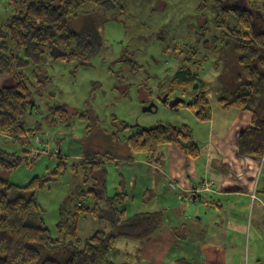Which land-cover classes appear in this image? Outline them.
<instances>
[{"label": "rangeland", "instance_id": "374dc122", "mask_svg": "<svg viewBox=\"0 0 264 264\" xmlns=\"http://www.w3.org/2000/svg\"><path fill=\"white\" fill-rule=\"evenodd\" d=\"M258 5L264 15V0H258ZM257 14L256 21L264 28V17ZM13 15L8 3L0 0V25ZM222 18L216 0H117L116 7L109 12L94 4H84L79 16L69 21L68 29L84 34V42L92 40L91 50H80L74 60L48 53L40 67L30 64L23 69L35 102L24 119L28 128L41 124L43 130L34 139L26 136L20 141L0 133V152L27 157L19 167L1 176L21 187L35 177L47 178L36 199L53 237L58 236L64 202H68L69 212L77 199L93 201L87 193L94 183L92 170L77 168L75 172V165L85 152L124 160L131 152L118 139L132 136L137 129L158 125L178 127L189 123L195 136L205 133L195 117L198 111L187 105L192 103L195 91L201 90L199 85L185 93L177 90L172 93L169 86L185 58L199 62L193 69L210 87L213 103L217 102L218 92L239 85L241 80L232 52L228 47L222 52L224 42L218 27ZM40 73L48 78L43 85L38 82ZM2 82L0 77V85ZM166 95L169 101L180 97L187 104H180L177 110L171 108L162 102ZM151 104L157 109L143 112ZM60 105L67 106V117L52 110ZM123 122L130 128L118 132ZM114 133L119 137L116 141L112 139ZM30 149L35 152L30 154ZM134 155L147 159L145 154ZM59 156L69 158L63 173L56 175L53 173ZM105 166L108 195L113 196L122 191L116 186L121 181V167L114 161ZM110 223L107 217L81 219L78 237L86 240L96 231H109ZM125 246L120 242L114 250L120 254L110 253L114 263H124V254L130 253L133 264L135 249L130 246V250L123 252ZM253 249L254 244L250 251L245 249V264L248 261L253 264Z\"/></svg>", "mask_w": 264, "mask_h": 264}, {"label": "trees", "instance_id": "16d2710c", "mask_svg": "<svg viewBox=\"0 0 264 264\" xmlns=\"http://www.w3.org/2000/svg\"><path fill=\"white\" fill-rule=\"evenodd\" d=\"M5 1L14 10V15L4 25H0V77L3 79L0 85V133L19 141L26 136L34 139L43 130V126L39 124L31 129L25 122L24 116L35 107V102L23 69L30 64L40 67L46 62L48 53L63 60H74L80 50H91L94 42H84V34L70 31L69 21L79 16L80 8L84 4H94L102 11L109 12L116 7L117 0ZM216 1L217 8L222 9L223 14L221 22L218 23L224 42L222 52L226 47L230 49L238 70V78L241 80L235 89L218 92L217 101L225 111L238 110L252 115L251 126L244 129L239 137L238 152L241 157L262 158L264 28L256 21V15H264L260 12L258 0ZM198 63L195 59H183L182 66L176 71L169 88L172 93L176 90L185 93L198 84L201 90L195 91L193 101L188 107L196 109L200 120L206 121L211 117L207 96L210 87L199 76L198 71H194L193 67ZM47 80L40 73L38 82L43 85ZM179 106L174 109L177 110ZM52 110L56 115H68L66 105ZM131 127L136 128V125ZM128 128L130 126L123 122L118 132ZM112 137L114 141L119 138L117 133L112 134ZM118 142L128 147L131 156L145 154L149 163L158 166L164 165V155L160 153V149L166 145H176L192 158L198 157L200 153L193 129L186 124L178 127L158 125L142 131L137 129L135 134L118 139ZM33 151L35 152L30 149L28 152ZM25 158L27 157L0 152V264H116L111 260L110 253L115 252L118 238L145 241L162 229V211L140 212L128 218L126 211L120 209L128 198L125 191L108 195L105 164L117 158L85 152L75 165V172H78L77 168L92 170L94 183L87 193L93 201L72 200L75 205H72L69 212L68 202H64L57 225L58 236L53 237L36 199L37 191L44 188L47 178L35 177L21 187L1 176L2 173L19 167ZM68 158L59 156V164L53 174L63 173ZM123 185L124 183L121 184L122 187ZM212 186V182H208L205 188L208 190ZM85 194L86 192L83 196ZM88 216L96 220L107 217L111 222L110 230L96 231L90 238L81 240L78 237L79 223ZM178 263L189 264L182 259Z\"/></svg>", "mask_w": 264, "mask_h": 264}, {"label": "crops", "instance_id": "0c3cea01", "mask_svg": "<svg viewBox=\"0 0 264 264\" xmlns=\"http://www.w3.org/2000/svg\"><path fill=\"white\" fill-rule=\"evenodd\" d=\"M207 96L210 119L195 115L205 129L202 136L194 135L198 157L168 145L160 149L163 166L134 154L114 161L121 167L116 186L128 195L120 206L126 217L157 211L164 215L162 229L150 239L118 238L116 247L126 244L123 252L135 249L133 264H180V259L189 264H245V249L250 251L252 244L253 264H264V156L241 157L238 152L239 137L251 126L252 115L225 111L211 101V92ZM208 182L213 186L207 190ZM126 254L120 264H131Z\"/></svg>", "mask_w": 264, "mask_h": 264}, {"label": "water", "instance_id": "95a60500", "mask_svg": "<svg viewBox=\"0 0 264 264\" xmlns=\"http://www.w3.org/2000/svg\"><path fill=\"white\" fill-rule=\"evenodd\" d=\"M198 88V84H195V86H194V89H197ZM162 102L164 103V104H168L171 108H175L176 106H178V105H180V104H187L186 103V100H184L183 98H175L174 100H172V101H169L168 100V95H166L163 99H162ZM187 105H189V103L187 104ZM157 109V106L155 105V104H151V105H149V106H147V107H145L144 109H143V112H152V111H154V110H156ZM136 126H138V125H136ZM40 140H41V138H40Z\"/></svg>", "mask_w": 264, "mask_h": 264}, {"label": "built area", "instance_id": "2783aa9c", "mask_svg": "<svg viewBox=\"0 0 264 264\" xmlns=\"http://www.w3.org/2000/svg\"><path fill=\"white\" fill-rule=\"evenodd\" d=\"M255 197V196H254ZM256 198V197H255Z\"/></svg>", "mask_w": 264, "mask_h": 264}]
</instances>
